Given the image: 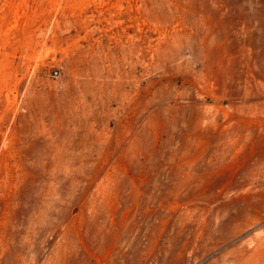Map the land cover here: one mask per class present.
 I'll return each instance as SVG.
<instances>
[{
  "label": "rangeland",
  "instance_id": "1",
  "mask_svg": "<svg viewBox=\"0 0 264 264\" xmlns=\"http://www.w3.org/2000/svg\"><path fill=\"white\" fill-rule=\"evenodd\" d=\"M0 264H264V0H0Z\"/></svg>",
  "mask_w": 264,
  "mask_h": 264
}]
</instances>
